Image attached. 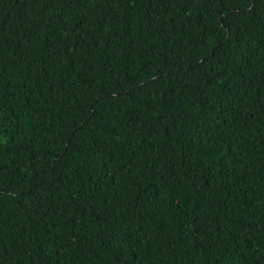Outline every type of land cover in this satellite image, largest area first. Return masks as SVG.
Segmentation results:
<instances>
[{"label":"trees","instance_id":"trees-1","mask_svg":"<svg viewBox=\"0 0 264 264\" xmlns=\"http://www.w3.org/2000/svg\"><path fill=\"white\" fill-rule=\"evenodd\" d=\"M0 264H264V0H0Z\"/></svg>","mask_w":264,"mask_h":264}]
</instances>
